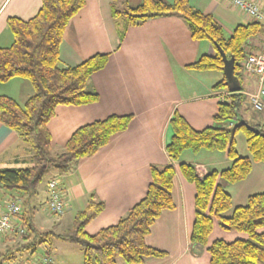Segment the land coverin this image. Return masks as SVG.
I'll use <instances>...</instances> for the list:
<instances>
[{
	"label": "crops",
	"instance_id": "0c3cea01",
	"mask_svg": "<svg viewBox=\"0 0 264 264\" xmlns=\"http://www.w3.org/2000/svg\"><path fill=\"white\" fill-rule=\"evenodd\" d=\"M113 1L86 0L84 8L65 29L60 48L62 67L77 66L97 54H110V58L107 66L95 73L87 85L88 91L99 94L97 103L56 108L48 123L52 152H63L73 133L87 124L112 115H133V120L126 131L114 135L94 156L76 162L69 173L50 172L48 183L57 182L65 205L63 215L50 227H63L62 232L71 228L76 213L91 200L103 202L105 208L87 226V234L93 236L118 224L146 196L152 181L151 168L170 165L176 171L172 191L175 207L162 213L146 238L149 247L166 252V256L149 258L142 264H210L206 248L191 243L196 217L195 186L185 180L179 167L181 164L194 166L202 177L214 170L230 168L233 161L224 152L208 150L199 153L187 150L174 160L166 147L172 137L170 121L176 113L196 130L216 125L214 117L219 108L216 93L227 90L217 89L216 85L224 75L220 71L189 68L202 55L215 56L216 50L207 41L194 40L178 16L155 18L131 27L121 40L118 24L112 18ZM155 1L171 4L174 0ZM189 1L203 14L214 16L226 35H231L238 25L254 21L226 0ZM248 1L255 3L264 17V0ZM126 2L129 7L136 8L143 0ZM41 7L42 0H0V47H9L13 43L7 24L10 18L29 20ZM262 22L264 24V20ZM261 47V43H256L255 49ZM250 78L253 80L250 94H253L259 85L255 76ZM33 94L31 83L25 79L0 82V96L11 97L20 105H24ZM32 156L20 135L0 122V167L28 162ZM240 156H246L244 149ZM234 186L247 188L246 195L238 201L232 192H228ZM39 187L32 195L0 189V204L18 203L21 215L32 217L35 226L46 231L36 212ZM225 189L236 207L247 202L250 195L264 192V163H254L246 179L226 185ZM48 198L47 187L46 202ZM16 236L0 235V255L10 264H33L39 258L32 261L31 257L22 256L14 263L10 251L15 249L18 254L25 251ZM45 244L48 247L42 258L48 255L55 264H82L83 253L78 246L57 239ZM77 248L80 253H75ZM117 264L125 263L119 259Z\"/></svg>",
	"mask_w": 264,
	"mask_h": 264
},
{
	"label": "trees",
	"instance_id": "16d2710c",
	"mask_svg": "<svg viewBox=\"0 0 264 264\" xmlns=\"http://www.w3.org/2000/svg\"><path fill=\"white\" fill-rule=\"evenodd\" d=\"M85 5L86 0H42V7L33 18L8 20L13 43L0 47V82L25 79L31 83L34 94L24 105L11 97L0 96V122L20 135L33 156L28 162L0 167V189L36 193L51 171L69 173L76 162L94 156L114 135L126 131L133 120V115H112L87 124L73 133L63 152H52L48 123L56 108L97 103L99 94L88 91L87 85L95 73L107 66L110 58V54H97L74 67L60 65L65 29ZM169 16L180 17L194 40L207 41L216 50L215 56L202 55L189 68L223 73V60L216 47L219 45L229 57L235 58V73L243 86L244 45L249 39L264 36L263 22L238 25L228 36L214 16L203 14L189 0H174L171 4L143 0L136 8L129 7L126 0L112 3V18L118 24L121 40L129 28ZM224 82L225 79L216 88H226ZM246 96L242 89L219 103L215 126L196 130L178 113L170 121L172 137L166 149L172 159L177 160L187 150L193 153L208 150L224 152L233 161L230 168L214 170L202 177L194 166L179 167L185 180L195 186L196 217L191 243L206 248L210 264H264V192L250 195L245 205L234 208L231 216L223 215L233 205L225 186L246 179L254 163H264V125L252 126L256 129L252 130L243 120L238 121L233 131L227 128L228 123L238 120ZM238 132L245 136L249 157L240 156L237 150ZM175 174L173 166H153L146 196L118 224L93 236L86 233V228L104 211L103 202L91 200L76 213L72 227L60 234L41 231L32 217L20 215L27 231L22 238L23 250L34 252L37 245L57 239L78 246L83 253L82 264H117L119 259L125 264H142L149 258H162L166 252L149 247L146 238L162 213L175 207L172 197ZM217 219L223 229L245 233L248 239L210 242Z\"/></svg>",
	"mask_w": 264,
	"mask_h": 264
},
{
	"label": "built area",
	"instance_id": "2783aa9c",
	"mask_svg": "<svg viewBox=\"0 0 264 264\" xmlns=\"http://www.w3.org/2000/svg\"><path fill=\"white\" fill-rule=\"evenodd\" d=\"M231 5L239 9L247 17L254 21H263L264 17L258 6L248 0H226ZM263 40V41H262ZM256 43H261L262 47L256 48ZM246 58L242 62L243 73L248 76H255L259 85L256 93L249 94L250 102L254 110H264V36H258L249 39L244 45ZM228 90H219L216 96L219 103H224L229 96ZM229 124V123H228ZM48 204L53 214L61 215L64 213L65 205L62 195L57 187L56 181L48 183ZM21 206L16 202H10L4 205L0 204V235L11 236L19 235L20 237L27 234L26 229L22 226ZM33 264H55L52 257L46 255L34 261Z\"/></svg>",
	"mask_w": 264,
	"mask_h": 264
},
{
	"label": "rangeland",
	"instance_id": "374dc122",
	"mask_svg": "<svg viewBox=\"0 0 264 264\" xmlns=\"http://www.w3.org/2000/svg\"><path fill=\"white\" fill-rule=\"evenodd\" d=\"M252 81L253 80H251L250 76L244 74L243 89H244V93L247 96H246V99L243 101L241 108L239 109L238 120L234 121L233 123H231V125L227 126V128L229 130L233 131L236 124H238V121H240L241 119L244 120V122H246V124L250 127L255 126V125H260V124L264 125V110L263 111L254 110L252 105H251L250 98L248 95L251 92H253V89H252L253 82ZM235 140L237 142V150H238L239 154L241 155L242 149H244V153L246 154L245 157H249L250 154L247 151L246 139H245L243 132H238L237 134H235ZM54 154H56V152ZM49 178H50V175H48V177L45 178L43 183L39 185L40 186L39 187L40 198H39V202L36 204V207H37L36 212L39 213L42 224L45 226L46 231L52 230L54 232H62L63 227H61V228L55 227L53 229L50 227V225L53 224L54 222H57L58 218H60L63 214H61V215L53 214L50 210L48 202H46V188L48 187ZM13 192H20V191L13 190ZM228 192H232L234 194V196L236 197V201H238L241 196L246 195L247 188L244 186H237V188H236L234 186V188L233 189L230 188ZM245 204H246V202L243 203V205H245ZM235 207L236 206L233 203L232 207L228 211H226L223 215L225 217L231 216ZM263 231H264V229H263ZM23 237H24V235L21 237L18 235L16 236V238H19L20 243H22ZM217 239H221V240H224L227 242H232V241H235L238 239H248V236L245 233H241V232H237V231H229V230L223 229L219 225V220L217 219L215 221L214 230L210 236V241L212 242V241L217 240ZM47 247L48 246L45 243H41V244L37 245L36 250L34 252L33 251H24V253L18 254L19 252L16 251L15 249H12L10 252L12 253V255L15 258L14 263H16L15 260H17V259L20 260L22 256L24 258L31 257V260L33 261V260L40 258L45 253V250L47 249ZM79 251H80L79 248H77L75 253H80ZM78 255L80 257V254H78ZM6 261H7L6 258H4L3 255H0V264H4V262H5V264H7V263L10 264L9 262H6Z\"/></svg>",
	"mask_w": 264,
	"mask_h": 264
},
{
	"label": "water",
	"instance_id": "95a60500",
	"mask_svg": "<svg viewBox=\"0 0 264 264\" xmlns=\"http://www.w3.org/2000/svg\"><path fill=\"white\" fill-rule=\"evenodd\" d=\"M216 45V44H215ZM220 56L223 60V65L221 67L223 75H224V85L228 89L230 93H239L242 91L243 86L240 78L236 75L235 70V58L232 56H228L226 52L219 46L216 45ZM242 123V119L240 120ZM246 124V123H245ZM247 125V124H246ZM248 126V125H247ZM248 128L254 130L255 128L248 126ZM256 130V129H255Z\"/></svg>",
	"mask_w": 264,
	"mask_h": 264
}]
</instances>
